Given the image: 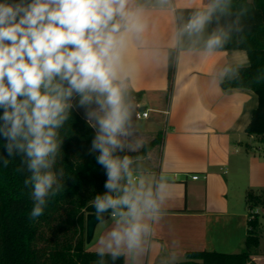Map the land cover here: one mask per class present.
I'll return each instance as SVG.
<instances>
[{
	"label": "crops",
	"instance_id": "1",
	"mask_svg": "<svg viewBox=\"0 0 264 264\" xmlns=\"http://www.w3.org/2000/svg\"><path fill=\"white\" fill-rule=\"evenodd\" d=\"M210 5L211 0H129L143 30L128 35L122 52L124 91L143 94L138 111L148 117L137 119L145 121L141 128L125 129L114 152L121 160L130 159L135 185L143 180L154 195L159 185L164 189L139 246L121 247L124 264H179L194 251L241 252L250 220L246 193L264 191V144L246 133L258 97L248 89L221 87L249 64L248 55L208 50L210 20L205 34L184 30ZM170 50H176L177 64L168 97ZM159 133L161 144L145 155L128 156L142 151ZM119 184L121 189L128 186L126 175ZM117 219L111 216L97 225V243L88 251L104 248L112 254L106 243ZM251 264H264L262 241Z\"/></svg>",
	"mask_w": 264,
	"mask_h": 264
},
{
	"label": "clouds",
	"instance_id": "2",
	"mask_svg": "<svg viewBox=\"0 0 264 264\" xmlns=\"http://www.w3.org/2000/svg\"><path fill=\"white\" fill-rule=\"evenodd\" d=\"M219 4L216 0L206 12L197 13L184 30L190 35L202 32ZM128 5L129 0L0 3V108L4 110L0 132L9 141V153L15 146L30 158L37 201L32 215L42 214L45 197L55 183L54 174L46 170L58 148L55 129L66 119L69 99L76 93L82 105L95 101L103 115L97 117L99 131L93 147L100 150L98 162L108 172L105 187L119 191V181L128 178L122 195L95 199L97 212L111 208L118 217L106 243L114 257L122 246L130 250L139 246L149 230L146 220L158 213L164 189L159 185L154 195L143 180L135 185L130 159L113 157L129 119L122 52L128 35L143 30L138 12ZM226 38V33L214 34L207 41L208 50L221 46Z\"/></svg>",
	"mask_w": 264,
	"mask_h": 264
},
{
	"label": "trees",
	"instance_id": "3",
	"mask_svg": "<svg viewBox=\"0 0 264 264\" xmlns=\"http://www.w3.org/2000/svg\"><path fill=\"white\" fill-rule=\"evenodd\" d=\"M31 0H0V3H23ZM216 0H211V5ZM221 32L227 38L214 51H245L249 64L238 68L237 76L221 83L223 90L248 89L258 97V106L252 113L246 129L249 136L264 144V0H220L211 15L209 38ZM177 64L176 50L169 51L168 97L174 87ZM67 85H65L66 87ZM129 109L127 131L136 130V113L143 94L124 91ZM69 103V102H68ZM66 119L55 129L58 148L52 159L51 171L55 183L45 197L43 212L33 216L37 203L33 196L34 182L29 168L30 158L15 146L7 149L8 139L0 132V264H124V256L103 255L88 251L86 221L89 214L112 216L113 209L99 213L95 199L106 194L116 197L119 191L105 187L106 167L98 162L99 149L93 143L96 129L70 104ZM0 108V117L3 116ZM3 120L0 119V127ZM163 133L146 145L142 151L129 157L145 155L152 146L161 144ZM119 154L113 152V157ZM124 155V154H123ZM249 204L264 207V191H248ZM127 211L126 208L123 209ZM248 234L239 253L224 254L215 251L188 252L179 264H251L258 255L261 242L259 213L249 214Z\"/></svg>",
	"mask_w": 264,
	"mask_h": 264
},
{
	"label": "rangeland",
	"instance_id": "4",
	"mask_svg": "<svg viewBox=\"0 0 264 264\" xmlns=\"http://www.w3.org/2000/svg\"><path fill=\"white\" fill-rule=\"evenodd\" d=\"M205 29V27H204ZM203 29V34H205V30ZM200 35V33L198 34ZM197 42H202V39L198 36V40ZM76 93H73L72 97L69 99V103L70 104H74L77 108L80 109V111L89 119V117H94L93 121L91 122L92 126L95 127L98 131H99V123H98V116L103 115V113L99 110V105L95 103V101H93L90 104H81L80 103V99L81 97L78 95L77 97H75ZM89 121H91V119H89ZM144 120H137L136 124H138V126L141 128L144 124ZM134 177V175L132 174V178ZM134 182V180H133ZM134 184H136V182H134ZM247 194V193H246ZM248 207L250 209V213H257V211L259 212V216H260V221H261V225H260V237H261V241H262V245L264 246V207L259 205H254V204H249L248 203ZM99 230L96 232V235H94L95 239L86 245V248L88 250L89 249H93L95 248V245L97 243L98 240V235Z\"/></svg>",
	"mask_w": 264,
	"mask_h": 264
},
{
	"label": "water",
	"instance_id": "5",
	"mask_svg": "<svg viewBox=\"0 0 264 264\" xmlns=\"http://www.w3.org/2000/svg\"><path fill=\"white\" fill-rule=\"evenodd\" d=\"M110 217L109 216H102L99 214H89L87 216V221H86V241L87 243H91L92 240L94 239L95 231L97 225L102 222L108 220Z\"/></svg>",
	"mask_w": 264,
	"mask_h": 264
},
{
	"label": "built area",
	"instance_id": "6",
	"mask_svg": "<svg viewBox=\"0 0 264 264\" xmlns=\"http://www.w3.org/2000/svg\"><path fill=\"white\" fill-rule=\"evenodd\" d=\"M146 117H148V113L147 112H139L138 111L136 113V119H141V118H146ZM193 179H195V180L198 179V176H194ZM257 213H259V212L257 211ZM253 214H255V213H253ZM112 217H114V216L112 215Z\"/></svg>",
	"mask_w": 264,
	"mask_h": 264
}]
</instances>
